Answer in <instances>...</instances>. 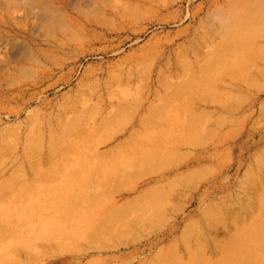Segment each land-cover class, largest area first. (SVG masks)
I'll return each mask as SVG.
<instances>
[{
    "label": "rangeland",
    "instance_id": "obj_1",
    "mask_svg": "<svg viewBox=\"0 0 264 264\" xmlns=\"http://www.w3.org/2000/svg\"><path fill=\"white\" fill-rule=\"evenodd\" d=\"M260 154L264 0H0V264L216 258Z\"/></svg>",
    "mask_w": 264,
    "mask_h": 264
},
{
    "label": "bare ground",
    "instance_id": "obj_2",
    "mask_svg": "<svg viewBox=\"0 0 264 264\" xmlns=\"http://www.w3.org/2000/svg\"><path fill=\"white\" fill-rule=\"evenodd\" d=\"M261 155L257 158V166L250 170L260 192L255 200L246 205L249 213L247 221L228 234L224 246L217 247L218 256L205 257L199 250H195L183 261L173 257V251H167L161 258V264H264V183L259 177V168L264 167V155ZM51 225L45 224L40 232L46 233Z\"/></svg>",
    "mask_w": 264,
    "mask_h": 264
}]
</instances>
